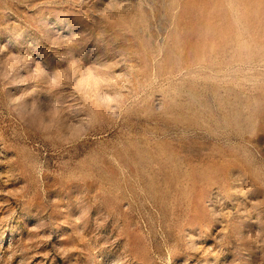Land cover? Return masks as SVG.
Returning a JSON list of instances; mask_svg holds the SVG:
<instances>
[{
  "label": "rangeland",
  "instance_id": "obj_1",
  "mask_svg": "<svg viewBox=\"0 0 264 264\" xmlns=\"http://www.w3.org/2000/svg\"><path fill=\"white\" fill-rule=\"evenodd\" d=\"M0 264H264V0H0Z\"/></svg>",
  "mask_w": 264,
  "mask_h": 264
}]
</instances>
